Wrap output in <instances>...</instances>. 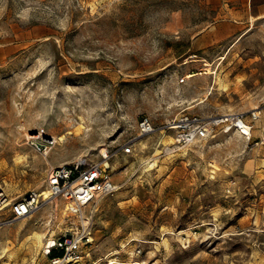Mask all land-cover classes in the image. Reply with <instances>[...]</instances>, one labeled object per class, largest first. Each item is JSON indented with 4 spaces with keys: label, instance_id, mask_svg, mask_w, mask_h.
<instances>
[{
    "label": "rangeland",
    "instance_id": "obj_1",
    "mask_svg": "<svg viewBox=\"0 0 264 264\" xmlns=\"http://www.w3.org/2000/svg\"><path fill=\"white\" fill-rule=\"evenodd\" d=\"M259 109L250 139L180 146L168 126ZM81 156L117 184L88 263L264 264V0H0V219ZM40 200L2 226L0 264L48 263L70 221Z\"/></svg>",
    "mask_w": 264,
    "mask_h": 264
},
{
    "label": "built area",
    "instance_id": "obj_2",
    "mask_svg": "<svg viewBox=\"0 0 264 264\" xmlns=\"http://www.w3.org/2000/svg\"><path fill=\"white\" fill-rule=\"evenodd\" d=\"M261 109L253 110L250 118L243 113H231L207 119L198 114L184 113L168 123L174 129V141L180 146L208 137L215 127L223 131L234 130L247 139L252 136L255 120ZM139 134L144 135L155 130L149 117L143 116L138 122ZM131 145L124 147L131 151ZM47 186L54 195H63L67 200L66 216L70 225L57 237L51 249L44 247L49 257L47 264H90L89 251L94 242V220L99 200L117 189L109 166L104 162H92L86 157L52 166L47 175ZM7 197L0 190V209L7 205ZM41 203L38 192H30L18 200L11 209L8 218L0 219L3 225L31 215Z\"/></svg>",
    "mask_w": 264,
    "mask_h": 264
},
{
    "label": "bare ground",
    "instance_id": "obj_3",
    "mask_svg": "<svg viewBox=\"0 0 264 264\" xmlns=\"http://www.w3.org/2000/svg\"><path fill=\"white\" fill-rule=\"evenodd\" d=\"M81 124V127H80V130H84L85 129V125L81 122L80 123ZM74 127V126H73ZM77 127V126H76ZM78 130V129H77ZM76 130V131H77ZM75 131V130H74ZM72 131L71 130H68L67 131V133H71ZM237 134V133H236ZM240 135V134H239ZM66 136H65V134H62V135H60L59 137H54V143L55 142H57L58 140H62V139H64ZM37 135H34V134H32V135H29V140L34 144V145H36V146H38L39 145V142H38V140H37ZM23 146V144H19V147H22ZM105 157H107L108 156V154H105L104 155ZM107 166L109 165V162L108 161H105L104 162ZM39 196L41 197V199L44 201H48V200H53L54 198H56L57 196L56 195H54L52 192H51V190L49 189V188H45V189H42V190H40L39 192ZM61 196V195H60ZM10 224V223H9ZM8 224V225H9ZM14 224V223H13ZM6 226V225H5ZM18 226V225H17ZM21 226V225H20ZM19 226V227H20ZM9 241V240H8ZM8 244V243H7ZM5 248V247H4ZM8 248V247H7ZM6 249V248H5ZM7 250V249H6ZM9 254V253H8Z\"/></svg>",
    "mask_w": 264,
    "mask_h": 264
}]
</instances>
